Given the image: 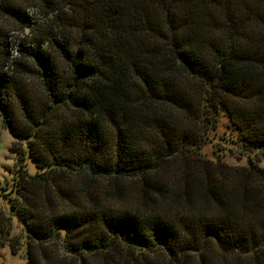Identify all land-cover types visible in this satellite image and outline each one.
<instances>
[{"label": "trees", "instance_id": "1", "mask_svg": "<svg viewBox=\"0 0 264 264\" xmlns=\"http://www.w3.org/2000/svg\"><path fill=\"white\" fill-rule=\"evenodd\" d=\"M0 114L28 264H264V0H0Z\"/></svg>", "mask_w": 264, "mask_h": 264}, {"label": "rangeland", "instance_id": "2", "mask_svg": "<svg viewBox=\"0 0 264 264\" xmlns=\"http://www.w3.org/2000/svg\"><path fill=\"white\" fill-rule=\"evenodd\" d=\"M26 30L19 33V37L28 34ZM207 138L201 148V153L211 159H218L228 163L247 165L250 159L264 167V152L243 151L242 142L238 139V130L228 122L227 116L220 115L216 126L209 130ZM24 148V142H17L5 126L0 114V211L3 212V220L0 223V264H28L25 254L26 245L23 240L22 224L17 218L7 219L12 213L9 196L21 168L35 173L37 168L32 160L23 156L20 152ZM4 240H2V238ZM17 242L16 252L11 249V242Z\"/></svg>", "mask_w": 264, "mask_h": 264}]
</instances>
